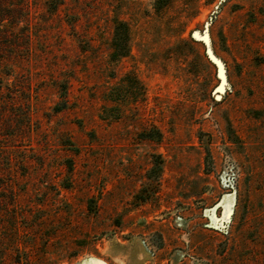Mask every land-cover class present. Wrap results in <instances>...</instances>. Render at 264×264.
Listing matches in <instances>:
<instances>
[{
	"label": "rangeland",
	"instance_id": "obj_1",
	"mask_svg": "<svg viewBox=\"0 0 264 264\" xmlns=\"http://www.w3.org/2000/svg\"><path fill=\"white\" fill-rule=\"evenodd\" d=\"M0 264H264V0H0Z\"/></svg>",
	"mask_w": 264,
	"mask_h": 264
},
{
	"label": "trees",
	"instance_id": "obj_2",
	"mask_svg": "<svg viewBox=\"0 0 264 264\" xmlns=\"http://www.w3.org/2000/svg\"><path fill=\"white\" fill-rule=\"evenodd\" d=\"M131 29L130 26L118 19L114 21V33L111 41L110 61L116 62L130 54ZM113 101V99H110ZM158 158V157H157ZM161 160V158H159ZM160 170V167H159Z\"/></svg>",
	"mask_w": 264,
	"mask_h": 264
}]
</instances>
